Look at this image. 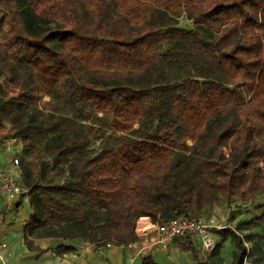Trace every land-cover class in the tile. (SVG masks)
<instances>
[{"label": "trees", "instance_id": "1", "mask_svg": "<svg viewBox=\"0 0 264 264\" xmlns=\"http://www.w3.org/2000/svg\"><path fill=\"white\" fill-rule=\"evenodd\" d=\"M7 134L29 248L127 245L142 216L264 193V0H0Z\"/></svg>", "mask_w": 264, "mask_h": 264}, {"label": "crops", "instance_id": "2", "mask_svg": "<svg viewBox=\"0 0 264 264\" xmlns=\"http://www.w3.org/2000/svg\"><path fill=\"white\" fill-rule=\"evenodd\" d=\"M10 136V134L0 135V169L15 171L21 175L20 170H18L19 167L12 166V157L8 149L11 146L14 147L15 144L20 150L22 145ZM24 196L27 198V195ZM24 196L19 195L12 200L16 204V208L13 209L10 206L11 200L8 199L5 192L0 190V242H6L10 248L9 264H144L145 259H148L147 264H233V258L228 263V258L221 255L220 249L222 244L229 241L235 243L231 239L230 232L235 230L238 233L234 227L239 220H242L244 213H238L235 217V214L231 212V210H234L231 207L232 205L226 200L217 202L210 208L205 209L215 214L217 219L223 224H231L233 226V228L229 227L214 231L213 234H215L217 246L210 253L202 249L200 242L193 235L172 238L166 246L152 244L151 242L156 237L155 229L146 232L142 229L143 223L150 222L155 224L148 216H142L137 221L135 228L137 234L139 232L142 233L137 239L140 247L145 246L141 251L129 244L97 247L82 238L60 239L55 237L35 239L33 248H29L24 244L22 232L30 214V206L29 212L24 215L21 223L16 225V213L22 204ZM263 207L264 203L262 204ZM229 230L228 234L226 231ZM61 245H71L74 250L60 252L57 247ZM235 248L230 245L232 255Z\"/></svg>", "mask_w": 264, "mask_h": 264}, {"label": "built area", "instance_id": "3", "mask_svg": "<svg viewBox=\"0 0 264 264\" xmlns=\"http://www.w3.org/2000/svg\"><path fill=\"white\" fill-rule=\"evenodd\" d=\"M11 138L15 139L12 136ZM11 163L12 166L19 167L20 160L17 155L11 158ZM0 190L5 192L8 199L11 200L10 206L13 209L16 208V204L12 200L28 191L22 182V176L17 177L13 175L12 171L6 169H0ZM227 227L226 224H223L217 219L215 214L208 210L199 211L198 214H181L166 221L156 222L155 224L146 222L142 225L144 232L155 229L156 237L151 242L152 244L166 246L172 238L193 235L200 242L202 249L207 253L214 251L217 246V241L213 239L214 231ZM141 235L142 233L139 232L138 236ZM137 239L127 244L141 251L145 246L140 247ZM106 244L107 247L112 246L110 243ZM9 257L10 248L8 244L6 242H0V264H9Z\"/></svg>", "mask_w": 264, "mask_h": 264}, {"label": "rangeland", "instance_id": "4", "mask_svg": "<svg viewBox=\"0 0 264 264\" xmlns=\"http://www.w3.org/2000/svg\"><path fill=\"white\" fill-rule=\"evenodd\" d=\"M179 23L186 24L185 18L180 17ZM10 95H11V87L8 86V96ZM43 98L47 99V97L45 96ZM8 151L11 157L17 155L19 158L21 149L19 150V148H17V146L14 144V147L11 146L10 149H8ZM225 152H227V150ZM18 170L20 169L18 168ZM12 173L17 177L20 176L15 171H12ZM27 199L28 196L27 198L25 196L23 197L22 204L19 207L18 212L16 213V218H17L16 225H19L24 215H26L29 212V203ZM226 201L232 205L231 207L234 210H231V212L235 214L234 215L235 217L238 213L244 212L242 216V220H239V222H237L234 227V229H236L240 234L241 240H243L246 244L247 255L244 259L243 264H256V263L262 264L261 261L264 262V216H262L264 215V207L262 208V204L264 203L263 202L264 193L257 194V196L252 199H243V198L241 199L239 197L232 196L231 198L226 199ZM258 217H262V218L257 223H254L252 225H245L247 221L250 220L252 221L253 219H256ZM226 225L228 226L227 228L229 227L233 228L231 224L229 225L226 224ZM226 232L229 234L230 230ZM213 239H216L215 234L213 236ZM230 245L231 247H236L234 242L231 243V241H229L228 243L222 244V247L220 249L221 255H223L224 257L226 256L228 258V263L232 260L231 258H233L232 252L230 250Z\"/></svg>", "mask_w": 264, "mask_h": 264}]
</instances>
